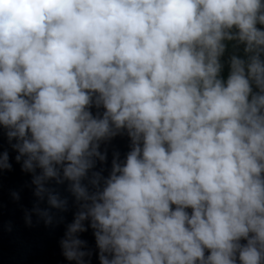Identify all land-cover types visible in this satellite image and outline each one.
<instances>
[{
	"label": "clouds",
	"instance_id": "obj_1",
	"mask_svg": "<svg viewBox=\"0 0 264 264\" xmlns=\"http://www.w3.org/2000/svg\"><path fill=\"white\" fill-rule=\"evenodd\" d=\"M0 129L69 262L264 264V0H0Z\"/></svg>",
	"mask_w": 264,
	"mask_h": 264
},
{
	"label": "water",
	"instance_id": "obj_2",
	"mask_svg": "<svg viewBox=\"0 0 264 264\" xmlns=\"http://www.w3.org/2000/svg\"><path fill=\"white\" fill-rule=\"evenodd\" d=\"M96 112V109H93ZM130 140L126 135L117 136L107 145L108 159L104 175L111 168L114 152H119L121 159L130 150ZM102 145V150H103ZM8 151L12 170L0 174V264H74L62 255L59 241L63 238L66 226L72 222L73 213L76 211L72 205V198L65 190L66 185L60 186L62 196L69 197V210L57 214V220L63 216V222L54 220L51 226H45L43 221L37 222L35 214L31 216L32 225L25 221V211H30L36 202L31 187V174L21 170V164L15 161L16 152L8 144L7 137L0 129V152ZM18 192L20 199L14 200L12 192ZM42 204L41 207H45ZM81 239L87 241V246L92 250L90 264H99L92 230L82 233ZM87 259V258H86Z\"/></svg>",
	"mask_w": 264,
	"mask_h": 264
},
{
	"label": "trees",
	"instance_id": "obj_3",
	"mask_svg": "<svg viewBox=\"0 0 264 264\" xmlns=\"http://www.w3.org/2000/svg\"><path fill=\"white\" fill-rule=\"evenodd\" d=\"M233 53H236V54H239V55H243L242 46L239 47V48H234L233 47V43H229L228 50H227V52L225 53V56H224L225 67H224V70H223V76L225 78L227 77V74H228L227 60H228V57L231 54H233Z\"/></svg>",
	"mask_w": 264,
	"mask_h": 264
}]
</instances>
